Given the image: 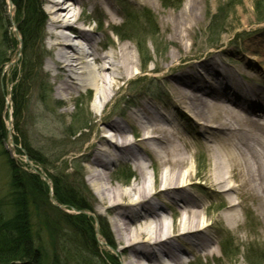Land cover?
Wrapping results in <instances>:
<instances>
[{
	"label": "bare ground",
	"instance_id": "6f19581e",
	"mask_svg": "<svg viewBox=\"0 0 264 264\" xmlns=\"http://www.w3.org/2000/svg\"><path fill=\"white\" fill-rule=\"evenodd\" d=\"M123 1L156 6L154 0ZM190 1L194 5L197 0ZM40 2L44 5L48 39L49 60L45 69L57 79L56 96L67 103L83 89L95 93L93 140L85 148L88 181L97 206L111 214L109 222L116 243L121 244L119 254L125 256L122 264H185L188 254L212 255L210 246L214 239L204 232V222L198 225L201 219L198 202L184 192L185 185L192 182L189 165L192 143L181 134L175 118L190 123V132L207 134L204 138L214 158L205 179L212 190L232 182L222 192L254 189L260 200L258 189L264 188L262 61L245 55L240 56L241 65L224 62L226 66H221L212 55L194 64L188 61L177 65L182 67L177 72L172 64L180 60L178 57L166 66L156 62L149 72H157L155 79L163 80L167 86L166 106L158 108L145 100L139 101L136 110L128 111L120 122L103 116L104 109L124 86L143 78L138 72L143 65L134 48L122 37L113 39L107 34V29L120 25V11L112 7L110 0ZM189 9L172 16L174 28L170 39L181 43L184 40L182 31L186 34V26L191 28L193 22V9ZM93 20L96 26H92ZM253 43L249 53L264 57V38ZM197 142L201 144L203 139L198 138ZM147 157L150 166L158 165L164 171L155 177V184L160 187L153 191L144 170L143 160ZM120 161L132 163L139 172L138 179L127 189L112 186L108 176L110 166ZM161 197L180 209L181 222L173 231L163 219L167 207L151 201ZM232 215L229 211L225 213V224H231ZM173 238L179 243H172Z\"/></svg>",
	"mask_w": 264,
	"mask_h": 264
},
{
	"label": "rangeland",
	"instance_id": "374dc122",
	"mask_svg": "<svg viewBox=\"0 0 264 264\" xmlns=\"http://www.w3.org/2000/svg\"><path fill=\"white\" fill-rule=\"evenodd\" d=\"M256 1L259 0H197L192 5L190 0H154L156 6L153 7L147 3L128 4L123 0H110L112 7L120 11V25L107 29V34L113 39L122 37V41L134 48L137 60L143 65L138 71L143 78L124 86L102 115L121 122L128 111L136 110L139 101L145 100L158 108L166 106L168 88L163 80L155 79L157 72H149L156 62L166 66L178 57L180 60L172 64L174 72H177L182 68L177 65L188 61L194 64L206 56L214 55L221 66H226L224 62L241 65L240 56L243 58L248 55L249 58L261 60V65H264V57L249 53L253 48V41L264 38V0H260L258 11L255 8ZM36 2L37 8L43 13L41 30L38 40L34 43L30 41L24 50L14 22L15 8L11 0H0V100L4 99L7 113L6 137L0 132V198L6 199L11 178L10 165L2 154L5 146L13 158L22 160L31 171L33 166L48 178L50 175H63L88 206L86 211L69 207L67 210L74 214L92 215L96 221L107 226L111 235L112 246L109 247L101 233V226L96 223L94 234L99 251L96 254L86 244L87 238L69 225L62 224V220L58 221V214L46 209L45 212L42 211L44 218L58 228L57 231L55 228L57 236L52 243L47 223H42L40 217L33 222L41 237L38 246L45 257L43 264H56V261L57 264H107L108 257L112 259L110 264H122L125 256L119 254L121 244L116 243V236L109 222L111 214L97 206L88 181L89 163L85 148L93 140L91 120L92 116H96V112L92 110L95 93L92 89H83L74 93L67 103L56 96L57 79L45 69L49 57L44 5L40 0ZM189 8L193 9V22L191 28L186 26V34L182 31L184 40L181 43L170 39V32L174 28L172 16L188 12ZM96 25V20H93L92 26ZM114 32H118V35ZM97 37L101 39L100 35ZM3 59L8 62L3 63ZM25 60L28 65L24 70L31 69V72L25 83L23 100L17 103L13 114L10 102L12 87L20 80L21 63ZM18 93L20 96V90ZM175 123L181 134L192 143L189 153L192 182L191 185H185V195L198 202L197 208L201 214L198 225L205 224L204 232L214 239L210 246V250L214 251L212 255L205 257L199 252L198 256L196 253L193 256L188 254L185 264H264V188L258 189L260 200L255 197L254 189L222 192L232 182L212 190L205 179L210 174L214 158L210 144L204 138L207 134L190 132L191 124H187L185 119L175 118ZM198 138L203 139V143L198 144ZM16 150L22 156L15 155ZM30 156L37 157L39 162ZM146 159L143 163L147 184L153 191L160 187L155 184V177L164 171L158 165L155 168L150 166L148 157ZM121 169L125 170L121 173ZM127 173L132 176L129 181L125 180ZM108 176L112 186L127 189L138 179L139 172L132 163L120 161L110 166ZM165 198H151V201L167 207L163 219L173 231L181 222L178 219L180 209L173 204L169 205L170 202ZM38 206L39 209L42 208L41 204ZM228 208L230 209L227 210ZM228 211L233 214L230 225L223 221V216ZM171 241L179 243L176 238ZM224 250H227L225 254Z\"/></svg>",
	"mask_w": 264,
	"mask_h": 264
},
{
	"label": "trees",
	"instance_id": "16d2710c",
	"mask_svg": "<svg viewBox=\"0 0 264 264\" xmlns=\"http://www.w3.org/2000/svg\"><path fill=\"white\" fill-rule=\"evenodd\" d=\"M11 2L15 8L14 22L22 40V48L26 50L30 41L34 43L38 40L43 13L39 7L37 8L36 4L38 3L36 0H11ZM259 3L260 0L256 1L255 8L257 11ZM2 62L7 63L8 60L3 59ZM27 65L28 61L26 60L21 63L20 80L12 87L11 102L13 114L16 112L17 103L19 104V101L22 102L24 97L25 83H27L29 72H31V69L28 71L24 70ZM17 93L18 96L16 95ZM3 107L4 99H1L0 132L4 137L6 128L2 117ZM2 154L10 165L11 178L6 199L0 198V264H43L45 257L42 254L41 247L38 246L41 237L38 235L33 222L35 218L38 221V217H40L42 218L40 219V221H43L42 223H47L48 236L52 243L57 236L56 231L58 228L57 225H51L44 218L42 211L45 212L46 209L50 210L51 213L58 214V221L62 220V224L69 225L75 232L87 238L86 244L88 247L91 246L92 251L98 254L92 218L83 214L65 213L58 207L53 206L48 199L47 185L38 176L18 167L5 149L2 150ZM30 158L39 162L35 156H30ZM49 178L53 185V199L57 204L78 211H86L88 209V206L83 203V198L77 191L75 192V188L72 187L73 184L66 182L61 175H50ZM130 179L131 176L129 175L125 177L126 181ZM39 204L42 205L41 209H39ZM100 226L105 243L111 246V235L107 226L103 223ZM226 251L224 250V254ZM61 253L65 255L64 251H61ZM106 261H108L107 264H110L112 259L108 257Z\"/></svg>",
	"mask_w": 264,
	"mask_h": 264
},
{
	"label": "water",
	"instance_id": "95a60500",
	"mask_svg": "<svg viewBox=\"0 0 264 264\" xmlns=\"http://www.w3.org/2000/svg\"><path fill=\"white\" fill-rule=\"evenodd\" d=\"M35 173H36L37 175H40L37 171H35Z\"/></svg>",
	"mask_w": 264,
	"mask_h": 264
}]
</instances>
